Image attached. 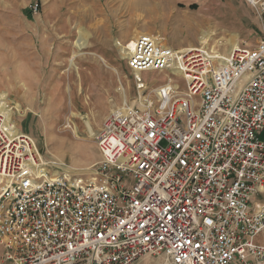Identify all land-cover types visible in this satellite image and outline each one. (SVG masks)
Masks as SVG:
<instances>
[{"label": "built area", "instance_id": "built-area-1", "mask_svg": "<svg viewBox=\"0 0 264 264\" xmlns=\"http://www.w3.org/2000/svg\"><path fill=\"white\" fill-rule=\"evenodd\" d=\"M172 53L134 38L136 97L104 118L87 176L46 160L0 97V264H264V31L222 64ZM147 72L171 79L147 93Z\"/></svg>", "mask_w": 264, "mask_h": 264}, {"label": "rangeland", "instance_id": "rangeland-1", "mask_svg": "<svg viewBox=\"0 0 264 264\" xmlns=\"http://www.w3.org/2000/svg\"><path fill=\"white\" fill-rule=\"evenodd\" d=\"M204 9L211 10L208 17L219 33L208 27L200 36L195 22ZM263 31L264 22L244 0H0V59L5 62H0V95L13 107L15 127L34 140L46 160L87 176L99 161L94 135L104 118L136 97L122 59L131 39L150 34L169 51L200 43L225 57L230 43L253 48ZM165 77L144 73L147 93Z\"/></svg>", "mask_w": 264, "mask_h": 264}, {"label": "bare ground", "instance_id": "bare-ground-1", "mask_svg": "<svg viewBox=\"0 0 264 264\" xmlns=\"http://www.w3.org/2000/svg\"><path fill=\"white\" fill-rule=\"evenodd\" d=\"M133 40H134V38L133 39H131L128 43H127V45L125 46V50H123L124 51V54L122 55V59H124L125 57H127L128 56V54H129V49L132 47V43H133ZM234 42H236V41H234ZM232 43H230L229 45L230 46H232L231 48H234V47H236V46H239V45H237V44H235V45H231ZM197 49H199V50H203V51H205V52H207V54H210V55H212L213 56V58L214 59H216V61H217V63H219V64H222V62H223V59L226 57V55H225V57H222V55H218L217 54V51L215 50V49H212V48H210V49H208V48H206V49H203V48H201V47H194V48H192V49H183V50H179V51H172L173 53H172V55H176L178 52H187V51H193V50H197ZM233 50V49H232ZM231 50V51H232ZM100 60L101 61H103V64L105 65V66H107V62H105V60L104 59H102V58H100ZM70 64H72V62H70ZM73 65V64H72ZM74 67V69H76L77 70V67H75V66H73ZM173 74V73H172ZM166 75V74H165ZM167 76V79L170 77V76H168V75H166ZM5 94H1L0 95V97L1 98H5ZM123 99H124V96H121ZM16 109H15V111L18 113V114H21V111L17 108V107H15ZM9 114V116H11L12 114L11 113H8ZM80 118V117H79ZM86 127L85 128H87V133H88V135H92V127H91V125L89 124V123H87L86 122V125H85ZM65 128H67V129H70L71 127L68 125L67 127H65ZM73 133L76 135V137H78V139H80L79 138V136H77V132H76V130H73ZM90 137V136H89Z\"/></svg>", "mask_w": 264, "mask_h": 264}, {"label": "crops", "instance_id": "crops-1", "mask_svg": "<svg viewBox=\"0 0 264 264\" xmlns=\"http://www.w3.org/2000/svg\"><path fill=\"white\" fill-rule=\"evenodd\" d=\"M208 15L210 16L211 15V10H209V9H204L203 11H202V15L200 16V18H199V20H201L200 22H195V23H197V24H199L200 26H199V28H200V36H201V33H202V31H203V34H205V31L204 30H206L208 27H211L212 29H214L216 32H220L219 30H217L216 29V27H214V26H212L211 25V22H210V20H211V18L209 19V17H208ZM194 24V23H193ZM202 34V35H203ZM205 36V35H204ZM201 41V38H199V42ZM198 42V43H199ZM200 44V43H199ZM199 44H197V45H194V44H189L190 46H192V47H198L199 46ZM43 51H45V50H43ZM45 54V53H44ZM122 54V53H121ZM18 60H19V62H20V58L18 57V55H17V57H16ZM0 62H1V59H0ZM11 63L12 62H6V64H9V66H11ZM73 63V62H72ZM5 65V62H1V65ZM92 64H94V63H92ZM95 64L97 65V62H95ZM95 64H94V66H95ZM108 63H107V66L106 67H108ZM98 66V65H97ZM12 67V66H11ZM13 72V71H12ZM88 99V98H87ZM102 125V124H101ZM101 127V126H100ZM98 151V150H97ZM42 153V152H41ZM43 154V153H42ZM43 156H44V154H43ZM98 156H99V158H100V155H99V152H98ZM45 157V156H44ZM73 175V174H72Z\"/></svg>", "mask_w": 264, "mask_h": 264}, {"label": "trees", "instance_id": "trees-1", "mask_svg": "<svg viewBox=\"0 0 264 264\" xmlns=\"http://www.w3.org/2000/svg\"><path fill=\"white\" fill-rule=\"evenodd\" d=\"M189 7H190V8H194V5H190Z\"/></svg>", "mask_w": 264, "mask_h": 264}]
</instances>
